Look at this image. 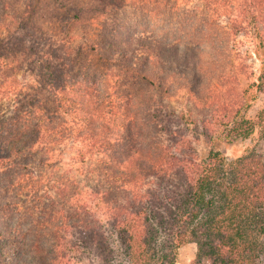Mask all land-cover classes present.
I'll return each instance as SVG.
<instances>
[{
    "label": "trees",
    "instance_id": "1",
    "mask_svg": "<svg viewBox=\"0 0 264 264\" xmlns=\"http://www.w3.org/2000/svg\"><path fill=\"white\" fill-rule=\"evenodd\" d=\"M106 1L96 40L77 42L46 29L78 20L66 16L75 0H0V264H177L190 243L198 264H258L264 151L228 164L219 136L203 156L188 151L164 115L179 81L225 139L264 136V108L247 118L257 97L238 93L245 70L224 76L221 58L206 66L201 43L131 29L125 1ZM218 3L232 22L245 14L230 27L250 39L252 86L264 94V0ZM94 53L116 69L115 86L89 81ZM24 69L33 79L21 84Z\"/></svg>",
    "mask_w": 264,
    "mask_h": 264
},
{
    "label": "rangeland",
    "instance_id": "2",
    "mask_svg": "<svg viewBox=\"0 0 264 264\" xmlns=\"http://www.w3.org/2000/svg\"><path fill=\"white\" fill-rule=\"evenodd\" d=\"M122 1H125V7L120 13L121 18L125 25L131 29L142 30L159 40L168 38L201 43L206 49L202 54L206 66L210 68L214 60L221 58L225 67L222 69L224 76L231 74L233 70L244 69L245 73L243 72L238 93L241 94L243 90H247L242 102H252L253 98L257 97L246 113L247 118L252 120L256 118L257 113L264 108V94L258 93L256 87L252 86L258 73L259 62L251 51L250 39L243 36V33L237 36L233 35L230 27L232 23L240 24L245 14L236 22H232L236 18L230 17L231 11L227 7L220 6L218 0H210L213 4L211 8L206 5L208 3L206 0ZM9 2L18 7L23 0H9ZM108 2L109 0L106 1V6ZM75 5L78 6L66 16L73 17L75 14H79L78 20L70 22V24H60V26L53 23L47 24V31L50 34L59 32L62 37L69 34L77 35V42L87 39L96 40V31L102 27L99 23L101 20H105V18L96 17V9H99L100 5L99 0H75ZM45 7L53 8L50 4H45ZM236 12L238 13V11ZM107 18L110 20L112 16ZM43 20H45L44 17ZM88 72L90 74L88 79L94 83V86H115V82H118L116 69L96 60L95 53L90 61ZM175 74L180 75V72ZM32 75L31 72L24 69L22 73H18L17 79L21 84L29 83L33 79ZM178 83L180 82L177 81L171 85L174 97L166 102L164 109L166 114L164 115L167 119V126L181 137V144L183 145L184 142L188 151L192 146L199 154L205 155L210 149L209 138L211 136H219V139L215 141V148L223 152L228 164H232L237 158L246 155L253 149L264 151V136L261 129H258L253 137L247 140L225 139L224 135L217 133L218 123L214 121L215 117L211 110L197 109L187 87H182ZM215 83L219 82L216 80ZM239 100L241 101V99ZM134 112L139 113L137 110ZM199 122L206 124L198 125ZM254 237L258 244L256 254L260 255L258 264H264V235ZM112 243L121 257L123 249L120 243L115 237H113ZM193 250H196L195 258H193ZM197 252L196 244L187 245L183 249V255H185L183 260H180L181 256L179 255L177 264H183V262L184 264H198L196 262ZM83 264H86L85 261Z\"/></svg>",
    "mask_w": 264,
    "mask_h": 264
},
{
    "label": "crops",
    "instance_id": "3",
    "mask_svg": "<svg viewBox=\"0 0 264 264\" xmlns=\"http://www.w3.org/2000/svg\"><path fill=\"white\" fill-rule=\"evenodd\" d=\"M188 246H190V245H195L194 243H190V244H187ZM187 245H185L183 248H182V250H181V252H180V256H181V258H180V260H183V258H184V256L185 255H183V249L187 246ZM193 249V248H192ZM194 251V256H193V258H195V254H196V250H193ZM191 261V260H190ZM183 264H184V262H183Z\"/></svg>",
    "mask_w": 264,
    "mask_h": 264
}]
</instances>
